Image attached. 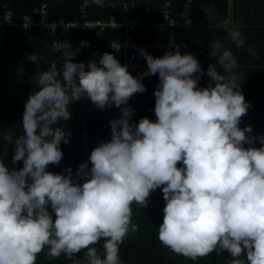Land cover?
Here are the masks:
<instances>
[{
  "label": "clouds",
  "instance_id": "1",
  "mask_svg": "<svg viewBox=\"0 0 264 264\" xmlns=\"http://www.w3.org/2000/svg\"><path fill=\"white\" fill-rule=\"evenodd\" d=\"M217 26L226 36L211 42L215 63L206 70L178 45L156 57L140 49L147 67L133 76L110 52L86 64L73 61L79 48L53 43L63 50V63L36 71L22 131L0 137L14 145L12 164L22 161L16 168L0 157V264H36L41 252L81 264L75 255L81 250L83 264H124L119 247L139 231L132 205L147 206L158 187L165 202L157 229L163 246L192 260L226 250L228 264H264V134L248 135L252 126H239L251 105L240 90L245 77L235 71L237 57L226 46L242 48L245 37L228 19ZM248 51L258 58L253 46ZM26 58L38 60L34 51ZM205 71L208 84L198 86ZM153 74L156 119L133 122L128 101L146 91L141 78ZM81 97L99 109H119L109 120L110 138L75 173L70 166L48 171L62 158L61 142H69L60 122L70 119L69 105Z\"/></svg>",
  "mask_w": 264,
  "mask_h": 264
},
{
  "label": "trees",
  "instance_id": "2",
  "mask_svg": "<svg viewBox=\"0 0 264 264\" xmlns=\"http://www.w3.org/2000/svg\"><path fill=\"white\" fill-rule=\"evenodd\" d=\"M129 1L132 6L126 13L131 20L137 22L129 26L131 33L130 42L133 43L125 52L120 48L111 47L112 42H122L124 40V28H110L96 35L91 31L81 33L77 28L69 26L62 33V28L56 27L53 32L46 27L41 16V10H45L44 19L49 23H55L56 20H75L81 17V7L84 5L83 16L85 19H104L110 17L119 19L122 14L121 2ZM167 0H104L103 6H98L94 0H0V137L7 130H12L14 134L22 131L21 119L24 108V101L28 94L34 91L38 85L33 79L36 71L46 70L53 62L57 67L63 63V50L53 49L54 42L79 43L85 40L94 46H80L77 55L73 58L74 62L98 59L104 52L112 53L121 63L127 61L130 74L137 76L145 71L147 64L140 53L143 49L153 55L162 56L165 51H174L175 46H179L181 54L191 52L201 63L203 69L208 65L215 63V59L204 61L200 49L193 42L200 40L204 43L208 40L210 43L224 39L226 32L222 27L213 26L212 19H215L216 25L219 23L220 14L225 20L227 0H191L190 24L177 27L165 24L161 8ZM170 14L172 17L181 9L186 0H170ZM237 1V0H235ZM86 2V3H85ZM210 2L216 8L206 10V5ZM247 7H252L249 0H239ZM10 10L11 23H4L2 15L6 10ZM262 12V11H260ZM80 14V15H79ZM208 16L206 27L203 24V17ZM250 14V13H247ZM251 15V14H250ZM250 15L243 17L242 25L238 24L245 37V46L242 48L245 57L235 71L241 73L245 78L240 85L245 100L250 102L247 112L241 117L240 127L245 125L252 126V132L248 135L264 134V27L259 28L256 21L250 19ZM255 15H253L254 17ZM32 20L29 26L24 25L25 20ZM158 24V25H156ZM74 28V29H72ZM160 34V46H156V34ZM177 40L176 45L167 46V38L171 37ZM221 36V37H220ZM207 41V45L211 44ZM188 48H183L187 47ZM253 46L257 52H261L259 61H252V55L248 47ZM111 48L113 50H111ZM35 52L38 60L33 63L26 58V54ZM241 52V53H242ZM139 66V67H138ZM22 67V73L17 69ZM144 69V70H143ZM222 71V69H220ZM146 86L145 92L135 93L130 97L128 104L135 109L132 121H138L141 117L147 116L155 120L154 96L153 90L158 83V74L144 76L141 78ZM208 77L206 71L201 74L198 86H207ZM72 113L70 119L66 122L61 121L60 127L70 132L69 142H61L62 158L58 164H49L47 170L54 173H61L66 167H71L73 173L80 163L88 161L91 150L101 141L110 138L109 120L120 115L116 107L97 108L88 98L81 97L79 100L69 105ZM107 121V122H105ZM87 144V147L84 144ZM247 146V145H245ZM259 147V142H256ZM14 145L7 144L0 139V157H3L9 165L19 168L22 161L12 164L11 155ZM7 153V155H5ZM148 204L143 208L132 205V220L139 225V231L130 237H126L119 247V254L124 264H228L230 253L226 250L217 254L215 250L209 252L204 257H198L195 260L187 258L181 254H176L163 246L157 238L158 225L162 222L164 200L163 194L158 187L150 192L147 198ZM54 215V214H53ZM100 249L101 245H97ZM83 250L76 253L81 264H83ZM36 264H71L63 255L59 258H48L45 252L37 255Z\"/></svg>",
  "mask_w": 264,
  "mask_h": 264
},
{
  "label": "built area",
  "instance_id": "3",
  "mask_svg": "<svg viewBox=\"0 0 264 264\" xmlns=\"http://www.w3.org/2000/svg\"><path fill=\"white\" fill-rule=\"evenodd\" d=\"M170 5H171V1L167 0L161 8V13H162V16L164 17L163 23L169 24V25H174V26H177L178 28L191 23V21H192L191 0H186L185 3L182 4L181 9L176 13L175 17H172L170 14ZM131 6H132V4L129 1H126L125 4H123L122 11L124 13L122 14V16L119 19H116L114 17H110L108 20L85 19L83 14H81V17H77V19H75V20H70L71 25H70V23H68L69 20H63L62 18L56 20L55 23L47 22L44 19L45 10L44 11L41 10V16H42L43 22L45 23L46 27L50 28L53 32L55 31L57 26L62 28V29L69 28V26H78V27L82 28V31L85 29H91V30L98 31V30L104 29L106 27L127 28L130 25H133L134 23L137 22L136 20H131L129 15L126 13L128 8ZM2 21L4 23H11L12 20L10 18V10L9 9L6 10V12L2 15ZM30 24H32V20L30 18L25 20L24 25L29 26ZM160 44H161V42H160ZM167 44L176 45L177 43L175 44L173 41L168 40ZM110 45L112 48H115V49L120 48L123 52H125L127 47L132 45V43L130 42L129 37H126L122 42H120V43L119 42H117V43L112 42ZM80 46H81L80 42L79 43H73V47L75 49L79 48ZM88 46H91V44H89L87 42L86 47H88ZM122 64H126L127 68L137 67L136 65L130 66V64L126 61H124ZM84 146L87 147V144L85 143Z\"/></svg>",
  "mask_w": 264,
  "mask_h": 264
},
{
  "label": "crops",
  "instance_id": "4",
  "mask_svg": "<svg viewBox=\"0 0 264 264\" xmlns=\"http://www.w3.org/2000/svg\"><path fill=\"white\" fill-rule=\"evenodd\" d=\"M252 3V7H247L248 5H246V6H244V5H242L240 2H239V0H237V1H235V0H227V5H226V15H225V18L226 19H228V20H230L231 22H233V23H235V24H240V25H242V23H241V21L243 20V17L244 16H246V15H250V19L252 20V22L254 21H256L257 19H260V18H262V19H260V20H257L256 21V23H257V25H255L254 24V26H257V27H259V28H262V27H264V0H249V3ZM206 7V10L208 11V10H212V9H214V8H216V6L215 5H213V4H211L210 2H208V4L205 6ZM260 11H262V12H260ZM247 13H250V14H247ZM253 15H255L254 17H253ZM208 16H207V14H206V16H204L203 17V19H202V21H203V24H204V26L206 27V23L208 22ZM219 20L221 21V20H223V15H221L220 14V17H219ZM212 22H215V23H213V26L212 25H210V24H207V26L208 27H217V25H216V20L215 19H212ZM253 22V23H254ZM107 28H104V29H100V30H98V31H96V30H91V29H85V30H81L80 32L81 33H84V32H86V31H91V32H93L94 34H96V35H99V34H101L104 30H106ZM124 30V39L126 38V37H129V39L131 40V31L129 32V27H127V28H124L123 29ZM62 33H64V32H62ZM157 34H158V32H157ZM156 34V35H157ZM169 36H171V35H169ZM221 37V36H220ZM170 39H174L172 36L171 37H168L167 38V40H170ZM220 40L223 42L224 41V39L221 37L220 38ZM156 41H157V44H156V46H160L161 44L159 43V38H157L156 39ZM207 41L208 40H205L204 41V43H202L200 40H196L195 42H193V44L194 45H196L197 46V48L198 49H200L199 51H200V53H202L203 55H206L205 57H204V61H207L208 59L210 60V61H212V59H215V58H213V57H210L209 56V52H210V49H209V46L207 45ZM209 42V41H208ZM177 43H179V42H177ZM89 44H90V42H89ZM176 44V43H175ZM209 44H211L210 42H209ZM132 45H133V43H132ZM132 45H130V46H132ZM91 46H94V44H91ZM167 46H172V45H167ZM226 46H228V47H231L232 48V51H233V53L235 54V56L237 57V61H238V63H240L241 61H243V59H244V57H245V53H244V51L242 52V48H239V49H237L234 45H232V44H226ZM86 48H88V47H86ZM128 48V47H127ZM183 48H188V46L187 47H183ZM111 50H113L112 48H111ZM242 52V53H241ZM258 54H259V56H258V58H254L253 56H252V61H259L260 60V56H261V52L259 53L258 52ZM125 60H123L122 62H121V64L124 62ZM127 62V61H126ZM201 64V63H200ZM144 70V69H143ZM105 122H107V121H105Z\"/></svg>",
  "mask_w": 264,
  "mask_h": 264
},
{
  "label": "rangeland",
  "instance_id": "5",
  "mask_svg": "<svg viewBox=\"0 0 264 264\" xmlns=\"http://www.w3.org/2000/svg\"><path fill=\"white\" fill-rule=\"evenodd\" d=\"M86 3V2H85ZM96 4V3H95ZM123 4H125V1L124 2H121V6L123 7ZM128 4V3H127ZM97 5V4H96ZM83 7H84V5H82ZM83 7H81V10H82V13L81 14H83V10H84V8ZM43 11H44V9H42ZM80 15V14H79ZM68 23H70V21H68ZM70 25H71V23H70ZM74 25V24H73ZM156 25H158V24H156ZM71 27H74V28H77V30L78 31H81L82 30V28H80V27H78V26H71ZM74 28H72V29H74ZM66 29H70V28H66ZM65 31V29H62V32H64ZM158 37H160V34H157L156 36H155V39H157ZM171 41H173L174 43H177V40H174V39H170ZM128 69V68H127Z\"/></svg>",
  "mask_w": 264,
  "mask_h": 264
}]
</instances>
